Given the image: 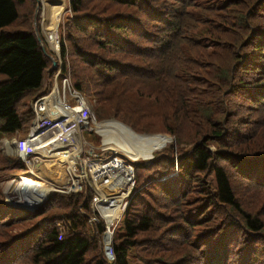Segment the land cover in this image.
<instances>
[{
	"label": "trees",
	"instance_id": "16d2710c",
	"mask_svg": "<svg viewBox=\"0 0 264 264\" xmlns=\"http://www.w3.org/2000/svg\"><path fill=\"white\" fill-rule=\"evenodd\" d=\"M28 1L0 0V264H264V0H67L58 56ZM53 60L96 120L170 141L132 162L104 242L89 190L4 201L25 166L3 140L28 135Z\"/></svg>",
	"mask_w": 264,
	"mask_h": 264
},
{
	"label": "built area",
	"instance_id": "2783aa9c",
	"mask_svg": "<svg viewBox=\"0 0 264 264\" xmlns=\"http://www.w3.org/2000/svg\"><path fill=\"white\" fill-rule=\"evenodd\" d=\"M64 83H66L65 78L62 80L61 84L63 85ZM70 95L75 98L77 104L82 106V110L79 113L73 112L66 114V117H69V124L63 127L62 121V129L56 132L59 137L60 145L54 144L53 146L47 147V145H52L53 143L41 145L36 142V145L24 148V144L30 141L29 137H31L32 126L37 122L38 113L41 112V110H39V104L35 102L36 107H32L35 116L31 123L28 137L22 141H15L12 146H14L15 154L22 160L26 167V175L35 176L45 183L46 181L39 177L41 175L38 165H42L45 168L42 172V176L53 179V176H56V171H54V167L48 169V166H52V164L56 162L59 164L61 163L64 172L68 175V182L65 185L52 184L53 186H51L52 188L49 192L59 191L68 193L82 190L86 192L89 190L91 192L90 207L93 215L89 218L88 222L91 225L98 223L99 219L96 215V213H98L99 217L105 222L108 230L115 226V223L119 220L126 206V199L134 184L133 167L119 152L118 154L114 150H106V147L103 145H101L99 149L94 148L91 143L85 140L82 131L89 127V121L93 115L89 111L87 105L82 102L80 95L76 91L72 90ZM57 96L59 95L57 94ZM65 105L67 109H69V105ZM53 148H55L57 152H53V154L42 152L43 149L49 150ZM64 148L66 152L62 153ZM50 151L51 150H49V152ZM67 158H70L71 161L66 162ZM95 166L111 167L114 169L111 173L106 172V176L108 179L113 178L115 180V187L118 190L117 194L123 197L115 214L112 212V209L115 208L112 204L115 203L114 198L116 195H112L114 197L113 200L111 199L112 196H107V193L101 195V191L96 187V184L92 180V174L90 173V170ZM85 172L88 173V176ZM14 181L15 180H12V183ZM103 190L106 191L105 189ZM49 192H47L38 203L42 202ZM21 193L25 194L15 186L7 201L12 204H17L19 200L17 197Z\"/></svg>",
	"mask_w": 264,
	"mask_h": 264
},
{
	"label": "rangeland",
	"instance_id": "374dc122",
	"mask_svg": "<svg viewBox=\"0 0 264 264\" xmlns=\"http://www.w3.org/2000/svg\"><path fill=\"white\" fill-rule=\"evenodd\" d=\"M50 1H51L50 3H53L54 0H50ZM35 5H36V8H35ZM66 7H67V0H57V8H56V11H54V13H53L55 15V18H54L53 25H52L53 30L56 32V38H57V26H58V24L61 22L59 27L63 26L65 19L68 16H70V11L68 12ZM33 9H35L34 18L32 17L33 27H34L33 31L36 34L37 33L36 31L38 29L39 33L43 36L44 43L55 53L56 52V51H54L55 47L52 48V46H51V45H53V41H51V43H50L49 38H48V34L51 31L49 23H50V20H52L51 16H49V19H48V3L46 2V0H36V2L34 0H30V1H28L27 6H26V12L29 14ZM65 11H67V12L65 13ZM64 13H65V15H64ZM36 36H37V38L39 37L37 34H36ZM57 45L59 47L58 43H57ZM41 47H42V44H41ZM57 49H59V48H57ZM55 54H56V56H58V52H56ZM57 62L59 63V68H60L61 60L58 58ZM51 65H52V63H51ZM51 70H55V71H53V73H52L53 76H52L51 82L50 83H49V81L46 82V88H47L46 92L44 94H42L41 96L36 97V99H34V100H31V98H29L28 99L29 101L28 100L23 101L24 103H27V105H30L31 108L36 107L35 102H37V104H39L42 100L44 102L47 99V97L50 98L52 95L50 93L53 91L54 88H56V90H58L57 94L59 96L57 97V99L59 101L62 100L63 103L70 104V105H73L76 103L75 98L70 95V92L73 89H71V87H70L68 76H63L59 82L58 81V72L60 74H63V73H61V71L58 69V64L56 63V66L53 69H51V67H50V71ZM64 78L66 79V83H64L62 85L61 82ZM43 97H45V99H43ZM87 105L89 107L88 101H87ZM89 109H90V107H89ZM75 110H78V109H75ZM111 120H114L115 122H111ZM118 121L119 120L115 119L114 117H109L106 119H97V120L95 119V117L94 118L92 117L91 120L89 121V125H88L89 127L82 131V135L85 138V140L87 142L91 143V145L94 148L99 149L102 145L101 144V142H102L103 145L106 146L107 148H112V147L116 148V151L123 153V155H126V157L130 158L132 161L135 160V158H133L134 153L139 158H146V157L149 158L151 153L152 154L156 153V152L160 151L161 149L170 145V141L164 145L163 144L164 139L159 137V136L140 135V134H139L140 135L139 136V135L133 134L131 132L132 130L130 128L129 129L131 131L128 128H126L125 126L119 124ZM95 122H98V123H95ZM158 134H161V133H158ZM96 135L98 136V138L96 137ZM25 136L26 135L24 133H18V135L9 134V135H6L5 137L9 140L10 143H13V141H16V140H18V141L22 140ZM120 140L123 141V143H119V142H121ZM117 144L119 146H115ZM122 144L125 146H123ZM162 144L164 145L163 147H162ZM49 150H51V152H54V153L57 152V150L55 148L49 149ZM49 150L43 149V151H45V153H48ZM173 153H174V150H173ZM56 164H58V163L57 162L53 163L52 166L57 169V172L58 171L64 172L63 167L61 165H56ZM20 173H23V172H20ZM54 177L55 176H53V178ZM56 177L58 178V176H56ZM60 178H62V177H60ZM27 179L32 181V179H30V178H27ZM16 181L14 184H16ZM48 182H50V181H47V183ZM66 182H63V184H66ZM19 183H20L19 184L20 186L27 184L26 181L22 179V177H21V180ZM39 183L45 185L44 183H42L40 181H39ZM30 187L35 190L34 193L36 195L38 194L40 196L37 195L36 196L37 201H35L33 203H31V200L29 199V197H28L29 200H27V201L25 198H22L23 202H24L23 204H27V205H33L34 204L35 205L38 201H40L45 196V194L48 192V190L44 188L46 186L43 187L44 191H39L34 185H30ZM34 190L31 189V191H34ZM22 191L24 192V190H22ZM25 193H27V192H25ZM21 195H22V193L20 195H18L17 198L19 200L17 201V203H19L21 201ZM113 198L114 197L112 196L111 199L113 200ZM115 226H118L117 227L118 232L122 231L119 220H117V222L115 223ZM127 261H128V264H140L131 255V253L128 254Z\"/></svg>",
	"mask_w": 264,
	"mask_h": 264
},
{
	"label": "bare ground",
	"instance_id": "6f19581e",
	"mask_svg": "<svg viewBox=\"0 0 264 264\" xmlns=\"http://www.w3.org/2000/svg\"><path fill=\"white\" fill-rule=\"evenodd\" d=\"M46 2L48 3V19H49V16H51V19H52V20H50V23H49L51 31L48 34V38H49L50 43H51V41H53V45H51V46H52V48L55 47L54 51L57 52L58 37L56 38V32L53 30V26H52L54 18H55V15L53 13H54V11H56V8H57V0H54L53 3H50L51 2L50 0H46ZM50 94H52L50 98L47 97V99L44 102L42 100L39 103V110H41V112L38 113L37 122H35L32 126L31 137H29L30 141L28 143L24 144V148H28L30 146L36 145V142L40 143L41 145L53 143L52 145H47V147L53 146L54 144L60 145L59 137L57 136L56 132L60 131L62 129V121H63V127H64V125L69 124V117H66V114L67 113H73L75 111V109L82 110L80 104H78L74 107L69 106V109H67L65 103H63L62 100L59 101L57 99L58 96H57L56 88H54ZM43 99H45V97H43ZM64 117H66V118H64ZM63 119H66V120H63ZM111 122H115V121L111 120ZM95 123H98V122H95ZM123 126H125V125H123ZM148 135H153V134H148ZM154 136H159V137L163 138L164 139L163 144L165 143L166 138L164 136H161V135H154ZM119 143H123V141H121ZM102 145H103V143H102ZM115 146H119V145L117 144ZM123 146H125V145H123ZM47 147H45V148H47ZM108 149L116 150V148H113V147L108 148ZM42 152L45 153V151H43V150H42ZM65 152H66V149L64 148L62 150V153H65ZM48 153L53 154V152H51V151ZM49 158H51V157H49ZM133 158H135L134 161L147 159V157L146 158H139L135 153L133 154ZM70 161H71L70 158L66 159V162H70ZM47 163H49V162H47ZM56 165H61L63 167V165L61 163L60 164L58 163ZM38 167H39V172L42 175V172L44 170V166L38 165ZM50 168H53V166H48V169H50ZM113 170L114 169L111 167L95 166L90 170V173L92 174V180L96 184V187L98 188V190L101 191V195H103L104 193H107L108 197H110L112 195L113 196L116 195V197L114 198L115 203L112 204V206L115 207L112 209L113 214H115L119 204L123 200V197L117 194L118 190L115 187V180L113 178L108 179V177L106 176V172L111 173ZM51 171H52V169H51ZM85 174L88 176L87 172H85ZM56 176H58V178ZM56 176L50 182H48L46 185L40 184L39 181H34V180L31 181V180L27 179L28 177L22 176V179L25 180L27 184L22 185V186L19 185V188L21 190H24V193L25 192H27V193L21 195V201L19 203H17V205H27V204H23L24 202H23L22 198H25L27 201V200H29L28 197L34 196L31 194V189L32 190H34V189L31 188L30 185H34L39 191H44L43 187L46 186L47 188L46 187H44V188L47 189L49 192L52 188L51 186H53L52 184L65 185V184H63V182H66V181L68 182V175L66 173H64L63 171L56 172ZM60 177H62V178H60ZM14 183H15V181L13 182L12 187H11L10 191L8 192V195L11 194V191L17 185V181H16V184H14ZM103 189H105L106 191H104ZM32 192H35V190ZM106 233H108L109 236L111 237L110 232H106Z\"/></svg>",
	"mask_w": 264,
	"mask_h": 264
},
{
	"label": "clouds",
	"instance_id": "9594fccd",
	"mask_svg": "<svg viewBox=\"0 0 264 264\" xmlns=\"http://www.w3.org/2000/svg\"><path fill=\"white\" fill-rule=\"evenodd\" d=\"M58 46V45H57ZM60 67H61V62H60ZM75 91V90H74ZM79 94V93H78ZM80 95V94H79ZM83 103H85L86 105H87V101H82ZM70 107H74V106H76V105H78L77 103H75V104H73V105H70V104H68ZM87 107H88V105H87ZM90 107V106H89ZM88 107V108H89ZM81 108H82V106H81ZM80 108V109H81ZM89 111L90 112H92L91 111V109H89ZM74 112H81V110H75ZM64 120V119H63ZM32 123V122H31ZM31 126V125H30ZM29 131H30V129H29ZM16 135H18V133H15ZM28 134H29V132H28ZM28 137V135L24 138V139H26ZM24 139H22V140H24ZM22 140H20V141H22ZM13 152H15L14 151V146H11V148H10V155L11 154H13ZM16 155V154H15ZM17 156V155H16ZM126 159V158H125ZM129 163H130V165H132V162H134V163H136V161H132L131 159H126ZM131 160V161H130ZM22 161V160H21ZM24 164V163H23ZM25 166V165H24ZM133 167V166H132ZM45 169V168H44ZM26 167H25V169H24V171H22L23 173H21V175L22 176H29V175H26ZM54 171H56L57 172V169L56 168H54ZM134 171V170H133ZM133 186H134V184H133ZM133 188V187H132ZM132 190V189H131Z\"/></svg>",
	"mask_w": 264,
	"mask_h": 264
},
{
	"label": "water",
	"instance_id": "95a60500",
	"mask_svg": "<svg viewBox=\"0 0 264 264\" xmlns=\"http://www.w3.org/2000/svg\"><path fill=\"white\" fill-rule=\"evenodd\" d=\"M57 52H58V49H57ZM55 66H56V61H52L51 69L55 68ZM136 163L139 164L140 166L144 167V166L149 164V161L145 162L144 160H139V161H136ZM104 236H105V234H104ZM103 242H104V240H103ZM109 248H110L109 245H105V243H104V253H105V255L109 253Z\"/></svg>",
	"mask_w": 264,
	"mask_h": 264
}]
</instances>
